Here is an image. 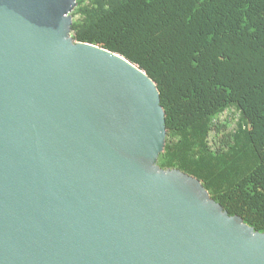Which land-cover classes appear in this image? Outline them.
I'll return each instance as SVG.
<instances>
[{"label":"water","instance_id":"95a60500","mask_svg":"<svg viewBox=\"0 0 264 264\" xmlns=\"http://www.w3.org/2000/svg\"><path fill=\"white\" fill-rule=\"evenodd\" d=\"M77 0H0V264H264V232L158 164L156 82L75 40Z\"/></svg>","mask_w":264,"mask_h":264},{"label":"trees","instance_id":"16d2710c","mask_svg":"<svg viewBox=\"0 0 264 264\" xmlns=\"http://www.w3.org/2000/svg\"><path fill=\"white\" fill-rule=\"evenodd\" d=\"M71 15L75 40L156 82L167 126L158 164L197 177L264 232V0H77ZM228 109L231 130L218 120Z\"/></svg>","mask_w":264,"mask_h":264},{"label":"rangeland","instance_id":"374dc122","mask_svg":"<svg viewBox=\"0 0 264 264\" xmlns=\"http://www.w3.org/2000/svg\"><path fill=\"white\" fill-rule=\"evenodd\" d=\"M218 120L222 123H225L228 126V129H234L238 120V114L233 109H228L225 112L221 113L218 117ZM211 145L216 148L217 145H214L216 137L211 135L210 137Z\"/></svg>","mask_w":264,"mask_h":264}]
</instances>
